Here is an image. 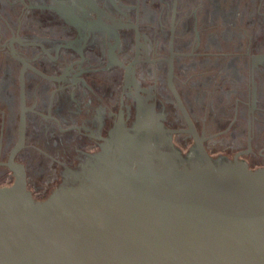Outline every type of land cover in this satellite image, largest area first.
<instances>
[{
	"label": "flooded vegetation",
	"instance_id": "af4514ba",
	"mask_svg": "<svg viewBox=\"0 0 264 264\" xmlns=\"http://www.w3.org/2000/svg\"><path fill=\"white\" fill-rule=\"evenodd\" d=\"M21 138L41 200L107 158L264 168V0H0V186Z\"/></svg>",
	"mask_w": 264,
	"mask_h": 264
},
{
	"label": "water",
	"instance_id": "95a60500",
	"mask_svg": "<svg viewBox=\"0 0 264 264\" xmlns=\"http://www.w3.org/2000/svg\"><path fill=\"white\" fill-rule=\"evenodd\" d=\"M22 145L0 186V264H264V168L107 158L41 200L13 161Z\"/></svg>",
	"mask_w": 264,
	"mask_h": 264
}]
</instances>
